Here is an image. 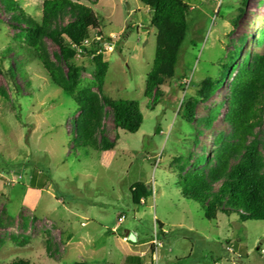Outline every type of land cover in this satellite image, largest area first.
Returning a JSON list of instances; mask_svg holds the SVG:
<instances>
[{"label":"rangeland","instance_id":"374dc122","mask_svg":"<svg viewBox=\"0 0 264 264\" xmlns=\"http://www.w3.org/2000/svg\"><path fill=\"white\" fill-rule=\"evenodd\" d=\"M17 1L41 20L45 0ZM183 1L191 7L189 30L176 75L166 80L155 106L144 96L156 53L151 12L140 0L81 1L94 10L103 33L98 52L108 64L104 95L137 101L143 115L140 130L129 134L115 130L106 109V137L113 141L119 135L106 152L75 145L74 100L24 53L16 40L20 30L0 11V264H140L139 257L141 264H264V222L223 214L206 220L198 203L182 197L175 160L187 159L185 172H192L200 156L205 161L199 167L208 163L216 137L229 133L224 115L237 70L197 105L192 124L180 106L186 96H197L205 78L220 76L227 54L243 36L237 65L245 55L264 53L255 43L264 28V0ZM70 21L66 17L64 24ZM44 44L56 61L58 46L49 39ZM15 59L22 62L23 76L11 79L8 69ZM72 63L82 79L93 80L91 55L79 53ZM60 66L66 70L64 62ZM219 105V116L206 128L202 121ZM257 135L264 142V122ZM34 173L37 189H30ZM145 193H151L146 200ZM126 232L137 243L128 241Z\"/></svg>","mask_w":264,"mask_h":264},{"label":"trees","instance_id":"16d2710c","mask_svg":"<svg viewBox=\"0 0 264 264\" xmlns=\"http://www.w3.org/2000/svg\"><path fill=\"white\" fill-rule=\"evenodd\" d=\"M82 0H45L40 21L29 16L17 0H0V11L9 15L10 26L19 29L16 40L26 55L38 60L54 86L69 95L75 102L77 118L73 121V140L76 146L106 152L115 148L119 139L106 137L103 124L109 109L116 131L136 134L142 124L140 104L132 100H114L103 93L108 64L102 54L103 33L94 10L81 3ZM151 12L150 25L156 29V53L152 69L147 76L145 98L152 99L155 106L162 96V87L167 79L176 75V70L189 30L191 7L183 0H140ZM242 4H246L243 0ZM241 14L243 10L240 9ZM71 18L64 24L65 18ZM237 17L233 24L236 26ZM95 38H100L101 41ZM51 40L59 48V55L53 61L44 44ZM90 42V43H86ZM246 42L243 36L234 49L227 54V61L221 65L218 78L207 77L199 85L197 96L185 97L180 106L183 118L189 124L194 121L195 109L199 103H206L232 75L230 95L226 100L227 112L224 121L230 127L227 134H219L215 151L204 166V157L196 160L192 172H185V162L177 160L178 186L186 200L198 203L204 218L216 221L219 214L235 215L241 222H264V142L258 138L257 130L264 122V53L245 55L237 65L241 49ZM256 46H264V28L256 37ZM10 48L2 51L5 58ZM91 55L94 61L93 80L81 78V69L72 63L77 54ZM8 69L9 78L23 76L22 62L14 60ZM64 62L66 70L60 66ZM25 63V62H24ZM95 89L97 91L95 92ZM222 106V105H221ZM217 106L203 122L210 128L219 116ZM179 112V114L181 113ZM182 160V159H181ZM38 175L30 180V189H37ZM138 190L133 192L136 203ZM135 195V196H134ZM151 193L142 194L147 199ZM121 218V217H119ZM160 232L163 225L157 221ZM15 242L17 238L13 237ZM137 243V242H136ZM24 246L26 242L20 243ZM151 252L154 247L151 246ZM137 259L141 264V257ZM12 264H29L24 260ZM74 264H88L76 262Z\"/></svg>","mask_w":264,"mask_h":264},{"label":"water","instance_id":"95a60500","mask_svg":"<svg viewBox=\"0 0 264 264\" xmlns=\"http://www.w3.org/2000/svg\"><path fill=\"white\" fill-rule=\"evenodd\" d=\"M126 237H127L128 241H130L132 243L137 242V238L135 237V235L130 233V232H126Z\"/></svg>","mask_w":264,"mask_h":264},{"label":"built area","instance_id":"2783aa9c","mask_svg":"<svg viewBox=\"0 0 264 264\" xmlns=\"http://www.w3.org/2000/svg\"><path fill=\"white\" fill-rule=\"evenodd\" d=\"M96 40L101 41L100 38H96ZM86 43H89V42H86ZM113 48H114V46H112V45H109V46L107 47V49H109V50H111V51H113ZM97 54H100V53L97 52ZM154 243H155L157 246H160V243H159L158 241L155 240Z\"/></svg>","mask_w":264,"mask_h":264},{"label":"clouds","instance_id":"9594fccd","mask_svg":"<svg viewBox=\"0 0 264 264\" xmlns=\"http://www.w3.org/2000/svg\"><path fill=\"white\" fill-rule=\"evenodd\" d=\"M155 246V245H154Z\"/></svg>","mask_w":264,"mask_h":264}]
</instances>
